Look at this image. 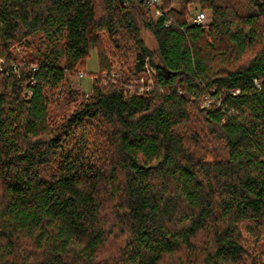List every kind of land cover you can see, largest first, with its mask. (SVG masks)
<instances>
[{
  "label": "trees",
  "instance_id": "trees-1",
  "mask_svg": "<svg viewBox=\"0 0 264 264\" xmlns=\"http://www.w3.org/2000/svg\"><path fill=\"white\" fill-rule=\"evenodd\" d=\"M160 1L0 0V264L249 259L264 227V0ZM93 49L86 94L72 78Z\"/></svg>",
  "mask_w": 264,
  "mask_h": 264
},
{
  "label": "rangeland",
  "instance_id": "rangeland-1",
  "mask_svg": "<svg viewBox=\"0 0 264 264\" xmlns=\"http://www.w3.org/2000/svg\"><path fill=\"white\" fill-rule=\"evenodd\" d=\"M159 2H161L159 0ZM148 7L151 6L150 4H147ZM192 11H191V16L189 17V21L193 22V18L194 15L199 12V10L194 7L191 6ZM151 9L153 10V13H151V15H154L155 17L158 16L160 13H157L156 10H154L153 7H151ZM149 8H147L146 10L149 12V10H151ZM207 15L206 18V22L208 20V17L210 16L209 13L207 11H204ZM149 16V14H148ZM141 34L142 37L144 38L146 44L149 46L150 49H152L153 51L156 52L157 50V43L156 40L153 36V34L151 33V31L146 30L144 28L141 29ZM155 61H158V56L155 55ZM3 63V60H0V65ZM149 74H146V76H144V79L151 83L152 82V78H153V69L151 68V64L149 63ZM121 66L120 65H115L112 69V71L121 70ZM84 70H82L83 72ZM100 64H99V59H98V52L96 49H93L91 51V56L87 59L86 62V70L84 71V76H81L80 74L73 77L72 80L77 83L79 85L80 91L81 92H85L86 94L90 93V91L92 90L93 87V80L95 77V74H100ZM102 73V72H101ZM247 237H249L248 239V250H249V254L250 257L249 259L246 260L245 264H260V259L262 256V252L264 251V227H262V231H260L259 233V237L257 239H255L254 237H250L249 235H246ZM114 247V246H113ZM112 246L109 247L104 254L109 255L111 253V251L113 250Z\"/></svg>",
  "mask_w": 264,
  "mask_h": 264
},
{
  "label": "built area",
  "instance_id": "built-area-1",
  "mask_svg": "<svg viewBox=\"0 0 264 264\" xmlns=\"http://www.w3.org/2000/svg\"><path fill=\"white\" fill-rule=\"evenodd\" d=\"M147 4H150L151 6L153 5H158L159 4V0H145ZM157 13H160L159 10H156ZM206 18H207V15L204 11H199L197 12L195 15H194V18H193V23H196V24H203L206 22ZM146 69L149 73V63L147 62L146 63ZM81 76H84V72H80L79 73ZM113 75L114 76H117V72H113ZM141 81L142 82H145V79L144 77L141 78ZM149 84V82H148ZM257 85L259 86V82L257 81ZM142 91V89H141ZM209 102V100L207 101V103Z\"/></svg>",
  "mask_w": 264,
  "mask_h": 264
}]
</instances>
